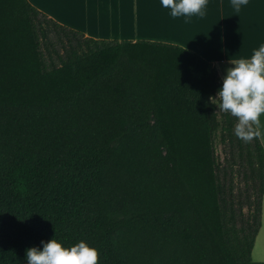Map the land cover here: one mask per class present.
Masks as SVG:
<instances>
[{
	"label": "trees",
	"instance_id": "trees-1",
	"mask_svg": "<svg viewBox=\"0 0 264 264\" xmlns=\"http://www.w3.org/2000/svg\"><path fill=\"white\" fill-rule=\"evenodd\" d=\"M221 86L181 46L94 39L0 0V264L53 238L99 264H264V150L217 119Z\"/></svg>",
	"mask_w": 264,
	"mask_h": 264
},
{
	"label": "crops",
	"instance_id": "crops-1",
	"mask_svg": "<svg viewBox=\"0 0 264 264\" xmlns=\"http://www.w3.org/2000/svg\"><path fill=\"white\" fill-rule=\"evenodd\" d=\"M57 23L94 39L145 40L169 43L190 50L212 63L222 82L230 58H250L264 43V0H249L239 13L230 0H208L204 18H173L159 0H28ZM258 140L264 150V116ZM264 223V195L260 227L250 253L264 263L257 249ZM259 241V242H258Z\"/></svg>",
	"mask_w": 264,
	"mask_h": 264
},
{
	"label": "clouds",
	"instance_id": "clouds-1",
	"mask_svg": "<svg viewBox=\"0 0 264 264\" xmlns=\"http://www.w3.org/2000/svg\"><path fill=\"white\" fill-rule=\"evenodd\" d=\"M173 18L193 16L204 18L208 0H159ZM235 12L249 0H230ZM231 67L226 69L222 86L215 98L209 97L219 112L236 119L235 136L250 143L261 135V118L264 116V43L254 49L250 58H230ZM42 250L33 246L26 249L27 264H99V251L86 242L64 247L56 239L41 241Z\"/></svg>",
	"mask_w": 264,
	"mask_h": 264
},
{
	"label": "rangeland",
	"instance_id": "rangeland-1",
	"mask_svg": "<svg viewBox=\"0 0 264 264\" xmlns=\"http://www.w3.org/2000/svg\"><path fill=\"white\" fill-rule=\"evenodd\" d=\"M215 96H213V98H215ZM212 105L214 107V112L217 115V119L220 120L219 114L221 112H219V109L217 108V106L215 104L212 103ZM214 150H215V155H216L217 160H221L222 159V146L218 141V133L215 134ZM259 238H260V243H257L256 247H257V249L262 250V249H264V223H263V227L261 229V236ZM261 252L264 253V251H261Z\"/></svg>",
	"mask_w": 264,
	"mask_h": 264
}]
</instances>
